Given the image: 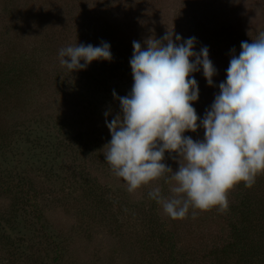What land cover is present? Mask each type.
Segmentation results:
<instances>
[{
  "label": "rangeland",
  "instance_id": "1",
  "mask_svg": "<svg viewBox=\"0 0 264 264\" xmlns=\"http://www.w3.org/2000/svg\"><path fill=\"white\" fill-rule=\"evenodd\" d=\"M167 31L196 37L218 70L216 86L194 73L202 118L231 50L264 32V0H0V264H264V174L236 184L223 212L171 218L149 195L171 197L170 172L129 191L105 161L133 41ZM102 41L110 61L60 63V49ZM185 135L202 140L204 129ZM178 159L163 162L175 172Z\"/></svg>",
  "mask_w": 264,
  "mask_h": 264
},
{
  "label": "clouds",
  "instance_id": "2",
  "mask_svg": "<svg viewBox=\"0 0 264 264\" xmlns=\"http://www.w3.org/2000/svg\"><path fill=\"white\" fill-rule=\"evenodd\" d=\"M145 43L132 44L131 91L123 97L113 91L120 111L105 120L111 135L105 161L129 191L170 172L171 197L164 198L159 188L149 195L171 218H184L190 208L223 212L236 184L252 187L264 174V32L241 42L238 55L231 50L226 79L202 118L193 106L199 98L194 73L202 70L207 85L216 86L209 48L197 52L196 37L184 39L173 31ZM110 49L105 41L67 46L59 51L60 63L71 72L84 70L95 60L110 61ZM199 128L202 140L185 135ZM165 152L179 158L175 172L163 162Z\"/></svg>",
  "mask_w": 264,
  "mask_h": 264
},
{
  "label": "trees",
  "instance_id": "3",
  "mask_svg": "<svg viewBox=\"0 0 264 264\" xmlns=\"http://www.w3.org/2000/svg\"><path fill=\"white\" fill-rule=\"evenodd\" d=\"M243 206H244V205H243ZM248 206H249V212H248V214H251L252 211H251V206H250V204H249ZM248 206H244V207H248Z\"/></svg>",
  "mask_w": 264,
  "mask_h": 264
}]
</instances>
